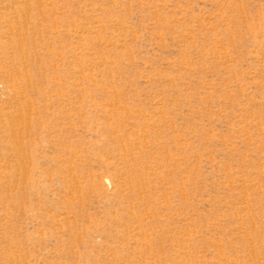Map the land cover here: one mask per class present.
Instances as JSON below:
<instances>
[{
	"label": "rangeland",
	"instance_id": "rangeland-1",
	"mask_svg": "<svg viewBox=\"0 0 264 264\" xmlns=\"http://www.w3.org/2000/svg\"><path fill=\"white\" fill-rule=\"evenodd\" d=\"M0 264H264V0H0Z\"/></svg>",
	"mask_w": 264,
	"mask_h": 264
}]
</instances>
